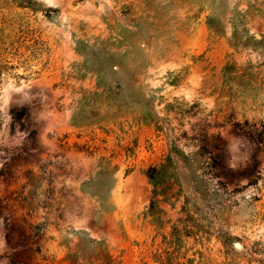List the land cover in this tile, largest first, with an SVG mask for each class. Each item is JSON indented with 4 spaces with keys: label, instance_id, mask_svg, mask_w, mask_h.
Wrapping results in <instances>:
<instances>
[{
    "label": "rangeland",
    "instance_id": "1",
    "mask_svg": "<svg viewBox=\"0 0 264 264\" xmlns=\"http://www.w3.org/2000/svg\"><path fill=\"white\" fill-rule=\"evenodd\" d=\"M0 264H264V0H0Z\"/></svg>",
    "mask_w": 264,
    "mask_h": 264
}]
</instances>
